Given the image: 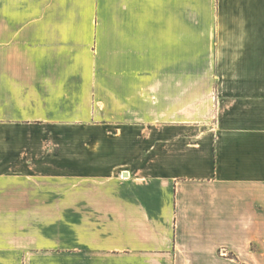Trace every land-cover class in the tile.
<instances>
[{
	"label": "crops",
	"instance_id": "0c3cea01",
	"mask_svg": "<svg viewBox=\"0 0 264 264\" xmlns=\"http://www.w3.org/2000/svg\"><path fill=\"white\" fill-rule=\"evenodd\" d=\"M192 77L214 130L175 124ZM179 178L213 181L215 235L264 254V0H0V264H223L181 244ZM42 180L70 182L49 243Z\"/></svg>",
	"mask_w": 264,
	"mask_h": 264
},
{
	"label": "rangeland",
	"instance_id": "374dc122",
	"mask_svg": "<svg viewBox=\"0 0 264 264\" xmlns=\"http://www.w3.org/2000/svg\"><path fill=\"white\" fill-rule=\"evenodd\" d=\"M176 79L183 80V78ZM199 84L205 85L206 94H191V96L200 98L191 103V107L187 109L175 110V124L185 127L200 124L201 127H209L214 130V123L219 111V99L217 98L214 79L191 78L192 86H198ZM193 138L182 135L180 131L179 134H176V147L183 149L188 143L199 142ZM235 192H238L240 196H247L246 187L240 186ZM31 196L32 201L38 198L45 199V203L41 199L40 204L32 203L31 205V213L36 214V216L41 215L40 220L31 221V229L33 231L40 229L41 232L44 230L48 235L47 243H49L50 236L54 235L59 229H63L65 234H69V229L73 223L71 220L69 180L32 182ZM215 196L216 187L211 180L200 181L190 178L176 180L174 188L175 218L178 234H181V244L183 246L202 245L207 247V251H211L213 255H208V257L211 256L213 260L220 256L226 258L223 264H264L262 262L264 254L259 252L262 246L259 248V245L254 242L248 244L249 240L246 236L235 238L215 235V221L213 219L215 215L213 199ZM240 207H245V205L241 204ZM164 223L169 224L168 222ZM108 224L110 227L113 226L110 223ZM64 239L69 240L70 238L64 237ZM238 255L247 260L234 262L235 258L238 259Z\"/></svg>",
	"mask_w": 264,
	"mask_h": 264
}]
</instances>
